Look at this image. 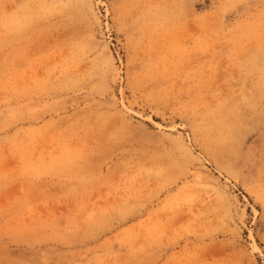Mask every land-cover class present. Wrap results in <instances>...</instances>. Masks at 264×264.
<instances>
[{"label":"rangeland","instance_id":"rangeland-1","mask_svg":"<svg viewBox=\"0 0 264 264\" xmlns=\"http://www.w3.org/2000/svg\"><path fill=\"white\" fill-rule=\"evenodd\" d=\"M0 264H264V0H0Z\"/></svg>","mask_w":264,"mask_h":264}]
</instances>
